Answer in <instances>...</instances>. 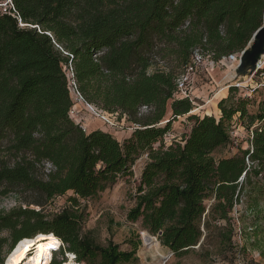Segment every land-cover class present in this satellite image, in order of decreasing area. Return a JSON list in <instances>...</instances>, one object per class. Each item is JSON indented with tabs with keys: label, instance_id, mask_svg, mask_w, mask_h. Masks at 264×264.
Listing matches in <instances>:
<instances>
[{
	"label": "trees",
	"instance_id": "16d2710c",
	"mask_svg": "<svg viewBox=\"0 0 264 264\" xmlns=\"http://www.w3.org/2000/svg\"><path fill=\"white\" fill-rule=\"evenodd\" d=\"M10 2L0 7V202L13 196L21 203L0 208V264L4 248L50 233L61 241L50 264H63L64 253L82 264H139V235L122 250L82 232L79 199L130 175L144 153L128 221L176 257L194 251L209 262L232 261L239 236L242 251L249 246L263 254L264 87L255 111L249 110L255 100L229 86L217 102L218 118L189 114L192 124L179 140L166 145L163 137L193 109L192 100L174 95L185 65L196 52L214 64L241 52L262 22L264 0ZM69 68L85 103L136 124L128 138L86 132L69 115ZM234 117L250 132L249 146L215 157L233 144ZM68 191L61 209H46ZM241 202L239 227L231 212Z\"/></svg>",
	"mask_w": 264,
	"mask_h": 264
},
{
	"label": "rangeland",
	"instance_id": "374dc122",
	"mask_svg": "<svg viewBox=\"0 0 264 264\" xmlns=\"http://www.w3.org/2000/svg\"><path fill=\"white\" fill-rule=\"evenodd\" d=\"M5 2L6 0H0V7H4L3 4ZM239 53H234L226 59H221L214 65H211L206 61L203 66H199L197 68L196 72L192 75L191 83L189 84L193 109L188 114L178 116L176 120L172 122L169 132H167L163 137V142L166 145L170 144L173 140H179L181 136L189 130L192 124L191 121L187 120V116L189 114H196L199 116L210 114L214 115L216 118L219 117L220 111L217 107V102L222 96H227L229 86L236 84L233 83V78H230L229 76L234 75L233 69L238 62ZM157 66L158 65L151 67L149 72L155 70L156 68H161V66ZM236 87L237 96L252 98L255 100L254 105L249 107L250 111H255L257 107L256 104L261 97L259 90L264 87V74H258L256 71L255 74L248 80L244 79L241 83H237ZM71 97L74 105V113H72L71 116L76 122H80L84 128L85 126L82 123H85L86 121L82 119L78 120V118L81 115H88L96 118L100 125H105L107 131L111 133L119 142H122L132 134L133 128L130 123L131 121H128L124 116L120 118L118 111L114 115L110 116L97 109L95 114L84 101L76 100L74 96ZM75 105L77 107H75ZM140 111L143 114H146L147 112L144 108H141ZM99 113L104 114L107 118L113 120L114 122L117 121L118 125L111 126L106 123L100 115H97ZM170 116L171 112L168 110L159 124L163 126ZM85 130L87 132L89 131L88 128H85ZM230 134L233 144L216 150L214 152L215 157H230L237 153L238 146H240V148H246L249 146L248 140L251 134L237 123L236 117L233 118ZM158 145L159 142L154 144V146ZM145 162L146 154L144 153L136 158L131 167L132 172L130 175L118 178L115 184L106 188L93 198L79 199V202L86 213L85 222L82 227L83 233L102 245L111 240L112 242L118 244L122 250H129L131 248L129 240H136L139 235L138 238L140 239V245L136 251L139 264H264V240L262 244L263 254L256 249L249 248V246L242 251L241 246L245 244V241L243 237L239 236L236 238L238 246L235 251V256L232 257V261L215 256V260L209 262L201 259L198 253L194 251H190L179 257L174 256L169 248L160 244L157 236L151 235L147 231L141 229L139 223L128 221L126 219V214L134 204L133 196L135 193V187L139 181ZM71 194L72 192L68 191L65 195L52 199L47 204L46 209L58 211L66 204V199ZM19 203H21V201L15 199L13 196H9L0 202V208L7 210ZM244 209L245 203L241 202L236 204L231 212V216H233L236 221V225L239 227L242 222L238 221V217L240 212L244 211ZM247 222L250 223L249 219H247ZM143 232L155 237L158 242L157 249L153 245L145 243ZM42 238H44V236L40 239ZM59 247L57 249H59ZM54 251L52 250V253ZM8 253L9 252H7L6 248H4L2 253L3 264H5V258ZM52 257H54V254L51 256V259ZM55 257L57 259L62 258L59 251L55 253ZM63 257L66 258V261H73L72 263L82 264L76 262L73 254L70 255L68 253H64Z\"/></svg>",
	"mask_w": 264,
	"mask_h": 264
},
{
	"label": "bare ground",
	"instance_id": "6f19581e",
	"mask_svg": "<svg viewBox=\"0 0 264 264\" xmlns=\"http://www.w3.org/2000/svg\"><path fill=\"white\" fill-rule=\"evenodd\" d=\"M233 76L234 75H230L229 77L233 78ZM143 237L146 244H151L156 249L158 248V242L155 237L145 234L144 232ZM60 244L61 241L59 238L51 233L44 235V238L39 240L23 238L17 242L14 248L8 253L5 258V264H50L52 248H58ZM30 250L32 252L28 254ZM68 254L72 255L71 253ZM72 262L65 261L63 264H75Z\"/></svg>",
	"mask_w": 264,
	"mask_h": 264
},
{
	"label": "water",
	"instance_id": "95a60500",
	"mask_svg": "<svg viewBox=\"0 0 264 264\" xmlns=\"http://www.w3.org/2000/svg\"><path fill=\"white\" fill-rule=\"evenodd\" d=\"M264 54V11L260 26L253 32L247 45L241 50L234 67L233 86L251 78L260 68ZM168 121V120H166ZM161 234V232H159ZM17 244V243H16Z\"/></svg>",
	"mask_w": 264,
	"mask_h": 264
},
{
	"label": "built area",
	"instance_id": "2783aa9c",
	"mask_svg": "<svg viewBox=\"0 0 264 264\" xmlns=\"http://www.w3.org/2000/svg\"><path fill=\"white\" fill-rule=\"evenodd\" d=\"M6 3L11 4L10 0H6V2L3 4L4 7L6 6ZM3 7V8H4ZM204 57L201 55V53L196 52L193 59L191 60L190 63H188L187 65H185V67L183 68V71L178 75L177 79H176V91H175V97H187L190 100H192V97L190 95V86L189 84L191 83V77L192 75L196 72L197 68L199 66H203L205 61L203 60ZM209 64L214 65L213 62L208 61ZM264 65V54H263V62L260 66V68ZM68 89L70 91L71 96H74L76 98V100H81L84 101V99L82 98L80 92L77 89L75 80L73 78V74L71 72V68H69V78H68ZM87 104V103H86ZM90 109L96 114V109L93 108L91 105L87 104ZM74 105H72L69 113L70 116L72 113H74ZM145 109V107H142ZM100 115L101 118H103V120L110 124L111 126H115L118 125L117 121H113L109 118H107L104 114H97ZM72 117V116H71ZM80 123V122H77ZM82 126V125H81ZM136 126V124H132V128H134ZM83 127V126H82ZM83 129L85 130V128L83 127Z\"/></svg>",
	"mask_w": 264,
	"mask_h": 264
},
{
	"label": "crops",
	"instance_id": "0c3cea01",
	"mask_svg": "<svg viewBox=\"0 0 264 264\" xmlns=\"http://www.w3.org/2000/svg\"><path fill=\"white\" fill-rule=\"evenodd\" d=\"M222 97H224V96H222ZM75 107H77V106L75 105ZM81 119L86 121L85 123L83 122L82 124L85 126V128H88V130H89L88 132L96 130V129L107 131V129L105 128V125H100L99 121L96 118H93V117L88 116V115H85V116L81 115L78 118V120H81Z\"/></svg>",
	"mask_w": 264,
	"mask_h": 264
}]
</instances>
